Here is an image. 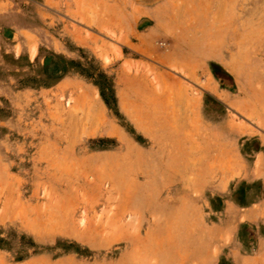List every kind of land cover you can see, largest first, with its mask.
<instances>
[{"label": "crops", "instance_id": "crops-1", "mask_svg": "<svg viewBox=\"0 0 264 264\" xmlns=\"http://www.w3.org/2000/svg\"><path fill=\"white\" fill-rule=\"evenodd\" d=\"M105 10L59 53L109 82L57 83L80 91L82 134L110 141L87 160L105 211L52 263L264 264V0Z\"/></svg>", "mask_w": 264, "mask_h": 264}, {"label": "rangeland", "instance_id": "rangeland-1", "mask_svg": "<svg viewBox=\"0 0 264 264\" xmlns=\"http://www.w3.org/2000/svg\"><path fill=\"white\" fill-rule=\"evenodd\" d=\"M159 1L0 0V264L74 258L73 230L103 216L106 187L94 186L87 160L110 141L82 134L88 109L78 103L80 91L57 83L105 88L109 79L93 58L59 50H73L68 42L77 32L94 35L83 20L88 8L104 20L109 6Z\"/></svg>", "mask_w": 264, "mask_h": 264}]
</instances>
